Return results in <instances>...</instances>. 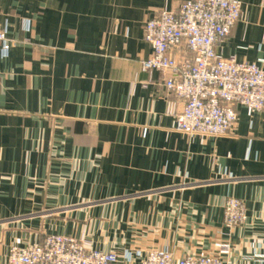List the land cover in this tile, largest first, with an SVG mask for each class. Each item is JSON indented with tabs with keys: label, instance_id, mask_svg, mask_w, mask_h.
Returning <instances> with one entry per match:
<instances>
[{
	"label": "crops",
	"instance_id": "0c3cea01",
	"mask_svg": "<svg viewBox=\"0 0 264 264\" xmlns=\"http://www.w3.org/2000/svg\"><path fill=\"white\" fill-rule=\"evenodd\" d=\"M185 0H0V264L48 234L140 264L150 249L264 264V110L230 135L175 130L144 23ZM217 51L264 67V0ZM227 198L245 222H223ZM228 245L227 250L222 245Z\"/></svg>",
	"mask_w": 264,
	"mask_h": 264
},
{
	"label": "built area",
	"instance_id": "2783aa9c",
	"mask_svg": "<svg viewBox=\"0 0 264 264\" xmlns=\"http://www.w3.org/2000/svg\"><path fill=\"white\" fill-rule=\"evenodd\" d=\"M239 0H185L175 9H163L144 23V39L152 55L142 61L144 71L157 70L166 92L167 114L175 118V130L187 136L230 135L238 120L237 106L249 112L264 110V67L224 58L221 42L241 18ZM6 32L0 26V44L6 48ZM246 220L243 202L227 198L223 222L228 228ZM227 250L229 246L222 245ZM114 252L86 246L83 241L48 234L42 242L12 246L7 264H114ZM140 264H225L216 255L175 258L165 249H150Z\"/></svg>",
	"mask_w": 264,
	"mask_h": 264
}]
</instances>
